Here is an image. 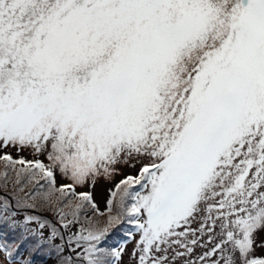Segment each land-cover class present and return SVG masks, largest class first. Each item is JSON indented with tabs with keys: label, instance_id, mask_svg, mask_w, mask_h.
I'll use <instances>...</instances> for the list:
<instances>
[{
	"label": "snow or ice",
	"instance_id": "obj_1",
	"mask_svg": "<svg viewBox=\"0 0 264 264\" xmlns=\"http://www.w3.org/2000/svg\"><path fill=\"white\" fill-rule=\"evenodd\" d=\"M0 164V264H264V0H0Z\"/></svg>",
	"mask_w": 264,
	"mask_h": 264
},
{
	"label": "rangeland",
	"instance_id": "obj_2",
	"mask_svg": "<svg viewBox=\"0 0 264 264\" xmlns=\"http://www.w3.org/2000/svg\"><path fill=\"white\" fill-rule=\"evenodd\" d=\"M10 151L13 153L14 156L17 155L15 149H10ZM19 155L25 156L27 159H34V157L29 153V152H22L19 153ZM41 159H43V157H41ZM3 170V165L0 164V171ZM122 171L127 172L129 171V169H127L126 167H122ZM121 177L120 176H116L114 177L111 181L101 177L97 180L96 182V186L94 189H92L96 202L99 205V207L101 208V210H103L106 207V201L108 199V190L114 185V183H116ZM133 245L130 244L128 246V250L129 252H131ZM128 256H125V264H128Z\"/></svg>",
	"mask_w": 264,
	"mask_h": 264
}]
</instances>
